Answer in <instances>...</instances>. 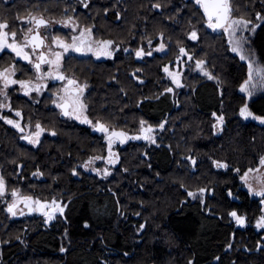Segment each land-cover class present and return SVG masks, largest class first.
<instances>
[{"label": "trees", "instance_id": "1", "mask_svg": "<svg viewBox=\"0 0 264 264\" xmlns=\"http://www.w3.org/2000/svg\"><path fill=\"white\" fill-rule=\"evenodd\" d=\"M231 6L234 15L251 21L264 14V0H231ZM30 15L46 18L48 27L74 19L84 30L94 29L95 39L119 46L115 57L101 61L67 53L63 71L86 85L88 116L128 141L119 144L112 173L99 177L83 166L101 157L98 169L104 168L108 138L54 107L61 83L51 84L39 102L15 97L25 122L48 133L35 146L0 123L6 188L41 203L57 201L66 210L46 208L54 221L23 207L13 216L0 197V264H264V230H256L264 197H253L241 180L261 167L264 125L239 116L248 64L232 53L222 29L207 27L203 8L192 0H90L85 9L78 0H0V22L9 31L26 30ZM193 31L196 39H190ZM69 33L56 26L50 39H68ZM150 41H162L168 50L138 59L136 52ZM256 44L264 61V27ZM181 48L204 61L218 81L188 70L185 89L172 102L164 69L175 65ZM13 63V53L0 56V67ZM17 63L25 71V63ZM253 110L264 116V96ZM218 115L222 122H215ZM163 122L156 142L149 141L148 133ZM136 135L142 139L131 140ZM202 189L205 199L192 200L189 193L198 196Z\"/></svg>", "mask_w": 264, "mask_h": 264}, {"label": "rangeland", "instance_id": "2", "mask_svg": "<svg viewBox=\"0 0 264 264\" xmlns=\"http://www.w3.org/2000/svg\"><path fill=\"white\" fill-rule=\"evenodd\" d=\"M6 1L9 2V1H12V0H6ZM78 1H80V6L82 8H84V9L87 8L89 6V4H90V0H83V2H82V0H78ZM186 1H190V0H186ZM192 1H194L196 3V0H192ZM85 3L87 4V7L84 6ZM197 5L200 6L199 4H197ZM258 15L260 17H262V19H257ZM35 17H41V16H35ZM232 17L234 19H243L245 21H250V23L248 24L246 29L237 30L236 33H235V37H230L229 34L224 32L223 29H222L221 33L225 36V38L227 40V43H228V45L230 47V50L232 51L233 54L239 56L240 59H241V56H243L244 59H241V60L248 64V68H249V63H251L254 70L255 69H264V61L262 60L263 59L262 55H261L260 50H259V48H258V46L256 44V42L258 41V38H259L260 31L264 27V14L263 15L262 14H257L256 15V19L254 21H251V20H249V19H247L245 17H242V16H236V15L233 14V11H232ZM69 20H70V23H68L67 25H65L63 23L64 21L60 23L59 21L54 20V21H52V25L50 27L43 28V29L41 28L40 29V32L43 34V36L47 37L46 41L48 42L47 47L44 49V51L48 54L49 53V48H51L52 51L61 52L62 53L60 72L65 76L64 80H57V79H54L52 77H46V76L43 79L37 80L36 77L38 76V74H37L33 64L29 63L27 60H24V59H21L20 57H17L16 54L13 51H11L10 49H4L3 51H0L1 52L0 56L5 54L6 52L13 53V55L15 57V61H16V63L10 64V65L4 66V67H0V71H3L4 69L9 68V67L14 65L15 69H16V72H15V76L13 77V79L23 80V81H26V82L27 81H31L32 84H34V85L35 84L41 85V88H40V90L38 92L37 91H32L28 95L24 94L25 90L22 89L19 86V84L10 85L5 90L7 92V99H5L4 96H3V100H5V101L1 100L4 105L7 104V108L10 107L9 102L7 103L6 101H10V94L9 93H10L11 89L19 88V91L17 90V92L19 93L18 95L20 97H25V98H27V99H29L31 101L39 102L40 99L47 93L49 86L51 84H53V83H61V86L59 88V92L56 93V95H55L56 98H55V102L53 104L54 107L57 108V104H61V103L64 102L61 98L66 96V93L63 90L66 88V85L68 83L69 78L63 71V61H64V57L66 56L67 53L70 54V53H74L75 51L69 49L67 52H65L62 48H58V47L55 46V44H53L54 38L50 39V36H51V33L54 31V28L56 26H58L60 28H63L65 31H68V32L70 31L71 34L70 33L69 34L71 36L68 39L62 38L60 36H56V37H59L60 40L64 41L65 43H69L70 44L74 37L78 38V43H79L80 40L83 41V48H82L81 51H79L80 54L86 55V56H92V57H94L95 59H97L99 61L112 59L113 57L116 56V54L118 53V51L120 49L119 46L116 43L110 41L111 45L107 49V51L111 52V56L104 55V54H102L103 53V49H102V44L100 43V42H104V40H98V39L94 38V34H93L94 29H90L91 30V34L90 35L87 32H85V35L83 37H80V33L84 32V29L81 28L79 26V24L74 19L70 18V19H67L65 21H69ZM26 23H27V21H26ZM206 25H207L208 28H211V27L208 26V22L206 23ZM32 27H33V25H32ZM74 27H75V31L73 30ZM28 29H29V26H27L26 30H21L20 33L16 32L17 33L16 41L18 43H22L23 42V38H24L23 35L26 34ZM22 32L24 34L21 35ZM230 39H233L234 41L235 40H239L240 41L238 51H233L232 50L234 44L229 42ZM9 42H11V39L9 40ZM161 44L164 45V43L162 41H150L149 42V47H148L149 49L148 48L147 49H141V50H143V55L140 56V57H137V58L143 60L144 57L150 56L148 53H151V55H154V54H157V53H160V54L165 53L168 50V47L165 46V45H164L163 50H161V51H157L156 50V49H158L160 47ZM89 45L91 46V50L90 51L87 50ZM183 49L185 50V48H183ZM25 51L31 53L32 49L29 47V48H26ZM98 52L100 53L99 56L97 55ZM185 53H186V50H185ZM38 54H39V52H37L36 54H33L31 56V59L34 62H36ZM49 57H50V59H54V57H52V56H49ZM189 57H190L189 54H188V56L182 54L178 58V60L175 63V65H173V66H171L169 68V72H166L167 73V78L172 82V85H173L170 88L171 91L168 90V93L171 95V97L173 99L172 102H177L178 95L185 89V73L188 70L194 71L195 73L201 75L202 77H205V79H208L209 81H215V82L218 81L214 76H213L212 79H209L208 76L204 75V72H208L209 71L207 69L206 63L204 61H199L197 59H192V58L189 59ZM18 61H23L25 63L23 65V68L25 69V71H23L21 69V67L18 65V63H17ZM198 62H202V67H197ZM32 70H35V72H36L33 75H32ZM48 71H55V70H54V68L50 69L48 64L43 65L42 66L41 75H43V73H46ZM170 73H171V75H170ZM174 78L176 80H178L179 84L181 85L180 87H177V84L173 82ZM248 81H249V72H248V78L242 84V86L239 88V92L241 94L245 95L246 98H247L246 104L242 108L247 106L248 111L251 112L252 115L248 116L247 118H245L244 116H241V114L239 113V116L246 122H253V123L260 124V125H264V123H261V120H264V116H261V115L257 114L253 110L254 102L258 98L264 96V74L257 73V72L254 71L253 79L249 82L248 91L242 92L240 89L242 87H244L246 82H248ZM76 84L78 86H80V87H84V91L82 93V100H83V103L85 104L84 95L87 92V87H85L86 85L80 84L79 82H76ZM0 87L3 88V82L2 81H0ZM75 87H76V85H73L71 87V89L75 88ZM249 91L251 92V95L248 94ZM12 105H13V108H15V110H14L15 112H14V116H13L14 119H13V117H10V120H13L15 123H18L20 125V128L18 129V128L14 127L11 124H10L11 126H8V127H10V128L14 127L17 132L19 131V133L22 134L23 136H27L26 140H28V141H29L28 138L37 140L38 141L37 143H35V144L32 143V145L37 146L40 143V141L42 140L41 138H43L48 132H45V130H43V129H42V131H40V129H37V128L34 129L33 126L31 128V124L25 122L24 112H23L22 108L17 107V106L15 107L14 103H12ZM69 110H71V109H69ZM16 112H20L21 115L20 116H16L15 115ZM83 116H86L87 119L89 121H91V123L90 124L89 123H82L81 119L83 117L81 119H76V118L68 116V118H69L68 120L77 122L79 124H82V125H85V126H88V127H94V125L96 123H95L94 120H92L88 116L87 107H86V111L83 113ZM216 117L217 118H216L215 122H220V118L221 117L219 115L216 116ZM6 120H8V119H6ZM161 126L153 128L154 132L148 133L147 139L149 141L156 142V139H157V136H158L157 130H162L164 128V126H165V122H163ZM21 129H22V131H21ZM219 129L220 128L218 126V130ZM38 131L40 132L39 137L36 136V133ZM217 132L218 131L216 130V133ZM132 137L133 136H130L131 140L135 139V138H132ZM134 137H140V138L136 139L137 141L142 139V136H140V135H136ZM118 150H119V142H118V140L114 139L113 143H112V146H111V152L114 153V155H111L108 152L107 158H105V160H104V168L101 167V169H98V163H97L98 159L89 160V161H92L91 163H89V161H87L84 164L83 168L86 171H88V172L96 173L99 177L109 176L112 173L111 171L119 163V158L120 157H119V151ZM109 160H111L113 162L110 163ZM246 173H247V177L245 178V174ZM246 173L243 174V176L241 177L243 187L245 189H247L253 197L256 196L257 198H259L258 195H254L253 193L255 191H260L261 190V185H262V183H264V179H263L264 178V167H261L256 172H254L253 169H252L251 171L249 170ZM0 177H2L1 173H0ZM2 178H3L4 182H5V192H4V195L0 196V197L2 199H4V202L6 203V206H9V204H11V203H13L15 201V198L12 197L11 193L6 188V179L4 177H2ZM250 188L252 190H250ZM206 195H207V191L204 190L203 192H199L198 196L196 194L194 196H191V199L192 200H196L197 198H200V199L204 200ZM56 203H57V201H56ZM47 204H49V203H47ZM57 204L61 205L60 203H57ZM20 207L16 209V213L17 214H20V213H22L24 211V209H23L24 207L23 206H20ZM65 210L66 209L64 208L63 213H64ZM52 217H53L52 219H48V217L46 216V220L54 221L56 216L54 215ZM260 220H261V218H259L256 221V230L257 231L264 230V227H257V224H258V222Z\"/></svg>", "mask_w": 264, "mask_h": 264}, {"label": "snow or ice", "instance_id": "3", "mask_svg": "<svg viewBox=\"0 0 264 264\" xmlns=\"http://www.w3.org/2000/svg\"><path fill=\"white\" fill-rule=\"evenodd\" d=\"M83 2V0H82ZM196 3L199 4L203 10L205 15L208 18V26L213 28L214 30L219 28L223 29L224 32L228 33L230 37H235V33L237 30H242L246 29L250 21H245L243 19H234L232 17V6H231V0H196ZM87 7V4L85 3L84 5ZM158 6V5H157ZM257 19H262L259 15L257 16ZM27 23L33 25V27H30L26 34L24 35L23 42L18 43L16 41V36L17 33L15 31H9V25L6 22H0V51H3L4 49H10L13 51L17 57H20L21 59L27 60L29 63L33 64L36 72L42 73V64H48L50 69L54 68L55 71H48L46 73H43V75H38L36 77L37 80L43 79L45 76L46 77H52L57 80H64L65 76L60 72L61 68V60H62V53L61 52H55L52 51L51 48H49V53L46 55L45 53H39L37 55V60L34 62L31 59V56L33 54L37 53V50L40 49L42 46H44V41L47 39L46 36H42L38 29L41 27H47L48 26V21L43 19L42 17H35V16H29ZM65 25L70 23L69 21H64L63 22ZM75 31V27L73 28ZM254 30V29H253ZM85 32H87L89 35L91 34L90 29H85L84 32L80 33V37H83L85 35ZM196 32L193 31L190 35V39H196ZM11 39V42L9 40ZM230 43H233L234 46L232 48L233 51H238L240 41L239 40H233L230 39ZM102 44V49L104 55L111 56V52H108L107 49L110 47L111 42L110 41H104L100 42ZM53 44H55L56 47L62 48L65 52H67L69 49L73 51H81L83 48V41L80 40L78 43V38L74 37L72 42L65 43L64 41L60 40L59 37L54 38ZM31 48L32 52L29 53L25 51L26 48ZM164 45L161 44L157 51L163 50ZM87 50H91V46L89 45ZM180 52L184 55H187L185 53V50L183 48L180 49ZM99 52L97 55L99 56ZM151 55V53H148ZM137 57H140L143 55V50L137 51L136 52ZM49 56L54 57V59L48 58ZM191 59V57H189ZM241 59H244L243 56H241ZM197 67H202V62H198ZM165 72H169L168 68L164 69ZM261 73L264 74V69H253V66L251 63H249V81L246 82L245 86L242 87L240 90L242 92L248 91L249 87V82L253 79V73ZM15 66H11L9 68L4 69L3 71H0V81L3 82V88H0V96H4L5 99H7V92L5 91L10 85L14 84H19V86L25 90L24 94L28 95L32 91H39L41 88V85L39 84H32L31 81H23V80H16L13 79L15 76ZM171 75V73H170ZM204 75L208 76L209 79H212L213 77L209 75L208 72H204ZM174 83L177 84V87H180L181 85L179 84L178 80L174 78ZM69 85H76V87L73 90H70L69 88H65L63 91L66 93L65 97H62L61 99L64 101L61 104H57V107H60L63 111V114L65 116H70L76 119H81L82 123H91L87 119L86 116H83V113L86 111V105L83 103L82 100V93L84 91V87H80L76 84V81L74 79H69L68 80ZM86 87V86H85ZM171 91V89H168ZM251 95V92L249 91L248 93ZM3 103H0V107H5ZM71 109V110H69ZM241 116H244L247 118L248 116H251L252 113L248 111L247 106L242 108L240 110ZM16 116H20V112L15 113ZM3 117H0L2 119ZM220 122H222V117L220 118ZM6 123L13 125L16 128H20V125L18 123H15L13 120H6ZM261 123H264V120H261ZM143 125V121L141 122ZM162 127V126H161ZM37 129H40L42 131L41 126L39 124L36 125ZM95 131L102 132L104 133L107 138H108V145H109V153L111 155H114V153L111 152V146L113 143V138H122L121 142H123V139H127L128 137L126 136L125 133L123 132H117L115 130L110 131L108 126H106L103 123L97 122L94 125ZM22 131V129H21ZM150 132L151 129H148ZM54 134V133H53ZM40 132L38 131L36 133V136L39 137ZM135 139H138L140 137H132ZM30 143H37V140H33L31 138H28ZM95 159H101V157H95ZM92 161H89L91 163ZM110 163L113 161L109 160ZM195 163V161H193ZM261 165H264V158L261 159L260 161ZM218 167H226V165L219 164L217 163ZM251 171V170H250ZM74 175L76 174L75 172L73 173ZM247 177V173L245 174V178ZM250 190H252L250 188ZM204 190L202 189L201 192ZM5 192V182L2 177H0V196H3ZM254 195H258L261 197H264V183L261 185V190L260 191H255L253 193ZM12 197L15 198V201L11 204H9L7 210L9 213H11L13 216H15L17 213L15 211L17 207V202L23 203L25 207L29 208V211H36V210H41V209H46V208H55L57 209L60 214H63V206L59 205L56 203V201H52L51 204H45L41 203L39 200H33L32 197L30 196H23L21 197L18 192L12 191L11 193ZM190 196H194V193H189ZM32 205H37L38 208H33ZM23 214V213H21ZM45 216L48 217V219H52L53 217L49 214V212L45 211L43 213ZM230 215L236 220V222L240 225H243L245 223L244 218L240 217L237 215L236 212L230 213ZM257 227H264V217H261V220L258 222ZM63 251V249H62Z\"/></svg>", "mask_w": 264, "mask_h": 264}, {"label": "flooded vegetation", "instance_id": "4", "mask_svg": "<svg viewBox=\"0 0 264 264\" xmlns=\"http://www.w3.org/2000/svg\"><path fill=\"white\" fill-rule=\"evenodd\" d=\"M28 18H29V16L25 19L26 21L28 20ZM24 20V22H23V24H24V26H29V28L30 27H32V25L31 24H29V23H26V21ZM47 20V19H46ZM50 25V21L48 20V26ZM48 26L46 27V28H48ZM21 29H23L24 27H20ZM42 29L43 28H45V27H41ZM40 28V29H41ZM22 34H24L23 32L21 33V35ZM43 35V34H42ZM23 37H24V35H23ZM48 44V43H47ZM0 54H1V52H0ZM1 88V87H0ZM66 88H67V85H66ZM70 90H71V88L70 87H68ZM17 90L19 91V88H13V89H11L10 90V101H6L7 103L9 102V104H10V107L9 108H7V104H6V106H5V108L4 107H0V117H3L2 119H0V123H3V124H5V125H7V126H11L10 124H8V123H6V119H10V117H13L14 116V110H15V108H13V105H12V103H13V101H14V99H15V97H17V95L19 94L18 92H17ZM19 96V95H18ZM1 100H3V96H0V103H2V101ZM3 101H5V100H3ZM60 108V107H59ZM61 109V108H60ZM17 110V109H16ZM13 119H14V117H13ZM15 131H16V129L14 128V127H12ZM18 133H19V131H18ZM25 137V138H24ZM23 138L24 139H26L27 138V136H23ZM261 167H264V165H261ZM261 167H258L257 169H253V171L254 172H256L258 169H260ZM264 179V178H263ZM20 206H23L24 207V204L23 203H21V205ZM19 206V207H20ZM18 207V208H19ZM16 211V210H15Z\"/></svg>", "mask_w": 264, "mask_h": 264}, {"label": "water", "instance_id": "5", "mask_svg": "<svg viewBox=\"0 0 264 264\" xmlns=\"http://www.w3.org/2000/svg\"><path fill=\"white\" fill-rule=\"evenodd\" d=\"M44 19V18H43ZM208 19V18H207ZM46 20V19H45ZM46 21H48V20H46ZM213 29V28H212ZM214 30V29H213ZM221 29H219V28H217V29H215L214 31H216V32H219ZM38 31H39V33L42 35V33L40 32V28L38 29ZM43 36V35H42ZM47 46V41H46V39H45V41H44V46H42L40 49H38L37 51L39 52V53H45L46 55H47V53L44 51V49H45V47ZM48 58H50V57H48ZM43 65H45V64H42V66ZM41 66V67H42ZM39 75H41V73H39ZM67 86L68 87H72L73 85H69V84H67ZM74 88H72L71 90H73ZM145 136H146V134H145ZM114 139V138H113ZM120 141H121V139L122 138H118ZM127 142V139H123V143H126ZM21 203H18L17 204V206H19ZM32 207H33V205H32ZM44 211V209H41V210H39V212H43ZM31 211H29V213H30ZM50 212H52V211H49V213Z\"/></svg>", "mask_w": 264, "mask_h": 264}, {"label": "bare ground", "instance_id": "6", "mask_svg": "<svg viewBox=\"0 0 264 264\" xmlns=\"http://www.w3.org/2000/svg\"><path fill=\"white\" fill-rule=\"evenodd\" d=\"M62 110V109H61ZM62 113H63V111H62ZM64 115V114H63ZM65 116V115H64ZM65 117H68V116H65ZM118 139V138H117ZM127 141H128V138H127ZM118 142H119V144H122V145H125L126 143H123V142H121L119 139H118ZM255 198H257L256 196H255ZM259 198H261V196H259ZM19 206H17L16 208H18ZM24 208H26L27 210H26V212L28 213V214H31V213H33L34 211H31L30 213H29V208H27V207H25L24 206ZM33 208H34V206H33ZM37 208H38V206H37ZM16 210V209H15ZM45 210V209H44ZM50 211H52V212H50L49 214H51V213H53V210H50ZM44 212V211H43ZM49 212V211H48ZM40 213H42V212H40ZM262 217H264V216H262ZM261 218V217H260Z\"/></svg>", "mask_w": 264, "mask_h": 264}, {"label": "crops", "instance_id": "7", "mask_svg": "<svg viewBox=\"0 0 264 264\" xmlns=\"http://www.w3.org/2000/svg\"><path fill=\"white\" fill-rule=\"evenodd\" d=\"M211 83H214L215 84V81H212Z\"/></svg>", "mask_w": 264, "mask_h": 264}]
</instances>
